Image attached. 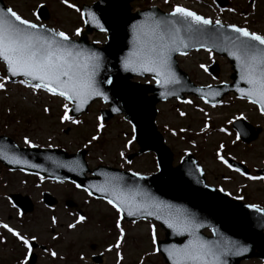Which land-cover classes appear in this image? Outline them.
I'll return each mask as SVG.
<instances>
[{"label": "rangeland", "instance_id": "rangeland-1", "mask_svg": "<svg viewBox=\"0 0 264 264\" xmlns=\"http://www.w3.org/2000/svg\"><path fill=\"white\" fill-rule=\"evenodd\" d=\"M4 2L22 18L36 24H45L32 15L37 11L36 6L47 5L52 17L46 25L56 31H65L73 39L77 38L73 34L75 28L84 29L80 13L62 4L61 0ZM68 2L81 10L84 5H92L94 0ZM189 2L192 3L194 11L205 18L213 21L219 19L221 23L244 26L258 34H264V0H228V8L225 10L218 8L214 0ZM174 5L183 6V1L168 0V3H165V0H156L133 4L136 9L157 6L165 12H170ZM89 38L94 43L103 44L106 36L92 33ZM216 60L220 65L218 81L200 67L201 64L208 67ZM179 62L180 67L197 85L231 82V65L226 59L211 52L193 53L180 58ZM4 76V65L0 63V77ZM5 89L0 91V136L15 140L20 147H28L24 144V137L27 136L38 148H58L70 154L85 150L86 159L92 169L108 166L142 175L157 172V161L153 154L135 158L131 163L126 162L129 155L138 151L132 128L122 117L111 119L108 123L98 121L97 117H101V111L107 108L103 103H94L82 118H78L81 120L74 118L78 121L76 124L70 121L61 123L62 104L68 103L62 98L52 97L44 92L33 95L20 82H7ZM187 101L192 103L170 101L158 106V128L174 153V165L179 164L187 153H191L198 159L210 185L222 189L232 198L242 197L241 200L245 203L264 209V180H248L247 176L233 171L232 167H226L216 158L219 146L223 145L221 155L226 160L233 159L244 165L251 176H259L258 170L264 169V131L258 140L246 146L238 141L229 121H237L238 116H243L251 124L264 128V115H261L257 106L234 95L227 96L221 104L214 107L196 98L189 97ZM69 107L71 108V105ZM44 108L49 111L44 112ZM201 109L203 111H200ZM180 112L186 115L181 117ZM205 112L208 113L207 117ZM206 121L209 127L206 131H201ZM100 123L103 127L97 131V125ZM173 131L176 135H172ZM94 135L98 139L92 141L91 137ZM129 140L132 141L131 144H128ZM121 152L124 153V159L120 156ZM76 188L68 183L40 180L22 172L13 173L0 165V223L18 228L21 235H26L31 240L35 237V242L48 247L47 253L36 249L39 254L36 261L38 264H96L92 260L94 255L102 256L100 264H165L162 257L153 253L151 244L153 228L157 239H163L164 232L154 223L146 221L133 224L121 221L125 232L121 247L108 251L119 235L115 210L108 203L96 202ZM45 192L59 200L54 209H48L43 203ZM11 194L28 196L33 211L23 217L20 210L10 202ZM68 202L75 206H70ZM81 215L85 220L70 229L68 225L75 223ZM2 229L0 228V238H7L3 240L7 244H0V264H16V261H21L25 250ZM117 251L121 253V258L117 257ZM52 252L56 253L55 258L51 256ZM243 264L263 262L253 259Z\"/></svg>", "mask_w": 264, "mask_h": 264}, {"label": "water", "instance_id": "water-1", "mask_svg": "<svg viewBox=\"0 0 264 264\" xmlns=\"http://www.w3.org/2000/svg\"><path fill=\"white\" fill-rule=\"evenodd\" d=\"M134 1L99 0L93 7H84L83 12L94 14L105 31H100L92 23H85L87 30L82 33L80 40L75 42L83 48L99 54L101 67L97 72L96 81L107 100L99 97L92 98L82 107L81 111H73V115L78 116L86 112L89 105L101 99L109 105V110L102 112L105 121L117 115H124L125 120L135 128V140L140 147L136 155L154 152L158 158L160 172L153 176H142L144 178L140 179L141 175L132 176L130 172L108 167H99L91 171L86 163V152L84 151L76 155H69L57 149H21L7 137H0V157H2L0 163L12 171L21 170L48 177L51 180L73 182L84 189H89L92 196L104 200L110 199L111 196L95 191L96 187L122 177L116 183L126 197H134L137 202H141L145 199L146 194L147 197L157 202L170 205L173 210L176 208L185 210L189 214L187 218L200 225L196 230V235L200 239L217 244L226 241L229 254L220 257V264H241L243 261L251 259L264 261V216L247 207L248 205L233 200L225 193L209 187L206 184L202 168L192 155H187L178 167H173V153L166 146L164 137L156 125L157 105L161 102L171 99L183 101L186 94L201 97V93H204V98L211 101H218L225 93L231 91L240 96L236 89L238 87L247 88V85L240 80L239 67L228 54L229 49L232 48L230 38H234L236 34L230 32L228 26L223 25L224 27L220 28L215 24L202 28L196 34L190 35L182 31L181 39H184L188 46L178 45L175 51L169 53L171 70L175 73L179 83L164 87L157 83L156 85L134 83L132 80L136 77L151 76L155 81L156 78L151 73L125 71L123 68L124 59L133 50L132 25L144 20V13H151L155 18L167 16V13L158 8L132 13L131 3ZM216 2L221 8L226 7L228 3L227 0H216ZM0 9H8L3 0H0ZM38 15L46 21L50 19V13L46 6L39 9ZM94 31L108 34L109 42L102 48L89 43L88 35ZM201 43L204 47H201ZM206 48L228 58L233 70V84L205 90L192 84L188 75L179 69L176 60L178 55H186L193 50ZM209 70L214 76L219 75L220 69L217 64ZM18 78L22 77H9L10 81ZM108 80H111V83H107ZM162 92L172 94L161 96ZM216 92L219 95L213 96L212 93ZM113 108L116 109L115 112L112 111ZM243 124L251 131L250 137H245L241 130L235 127L242 139L248 143L255 141L263 131L261 127L254 128L247 123ZM133 158L134 156H131L129 160ZM9 159H16L21 163H9ZM29 165H36V167H29ZM234 166L241 168L237 164ZM197 168L201 169V172H197ZM89 173L94 177L88 178L86 175ZM261 174L264 176V170ZM44 197L49 206L52 207L57 204L56 199L50 195L46 194ZM14 199L17 203L20 201L26 203L25 208L30 207L27 212L32 211V204L28 198L24 200L14 197ZM123 218L127 221L154 220L161 225L166 231V240L160 242L158 247L167 264L170 262L163 254V249L173 244L181 247L191 238L186 233L183 235L175 234L171 229L166 228L161 221L156 220L154 216H145L141 213L129 217L125 212ZM207 229L212 231V237L203 234Z\"/></svg>", "mask_w": 264, "mask_h": 264}, {"label": "snow or ice", "instance_id": "snow-or-ice-1", "mask_svg": "<svg viewBox=\"0 0 264 264\" xmlns=\"http://www.w3.org/2000/svg\"><path fill=\"white\" fill-rule=\"evenodd\" d=\"M61 3L79 12L84 23H92L100 31H105L91 12H83L79 8H75V5L69 3L68 0H61ZM165 3H168V0H165ZM36 7L40 8L43 5L38 4ZM229 11L234 10L229 9ZM32 15L39 19L35 12ZM143 16L144 20L132 25L133 50L124 59L123 68L125 71L151 73L156 78V83L162 87L179 83L175 73L171 70L169 53L175 51L178 45L188 46L184 39H181L182 31L191 35L199 33L202 28H207L213 24L220 28L224 27L219 19L213 21L180 5L172 6L167 16L155 18L151 13H144ZM228 29L236 34L234 38H230L232 48L229 49L228 54L239 67L240 80L247 85V88L238 87L236 91L240 93L242 99L246 98L249 103L257 105L261 115H264V34H258L247 27L235 24L228 25ZM73 34L80 37L82 30L77 27ZM201 47H204L202 43ZM0 63L4 65L6 70V75L0 77V91L6 90L5 84L8 77H22L20 83L28 88L33 95L37 92H44L68 102L62 104L61 123L65 121H70L73 124L78 123L77 120L72 119L69 113L81 111L90 99L99 97L107 100L96 81L97 72L101 67V58L98 53L83 48L73 41L65 31L49 29L43 24L37 25L22 18L11 8L0 9ZM200 67L205 72L209 71L204 64H201ZM106 82L111 83V80ZM168 94L172 93L162 92L161 96ZM204 95L201 93V99H204ZM212 95H219V93H212ZM182 102L192 103V101ZM204 102L207 103L208 101L205 99ZM69 105L72 107L70 108ZM43 111L47 113L49 109L44 108ZM112 111L115 112L116 109L113 108ZM179 115L183 117L186 114L180 112ZM204 115L207 117L208 113L205 112ZM237 119L242 120L244 117L238 116ZM97 120H101V117H97ZM102 127V123L98 124L97 131ZM208 127L206 121L201 131H206ZM180 131L183 132L185 129H180ZM133 132H135V128H133ZM172 135H176V132L173 131ZM97 139L98 137L95 135L91 137L92 141ZM131 143L132 141L129 140L128 144ZM24 144L28 147H36L27 136L24 137ZM127 146L125 145V147ZM222 150L223 145L219 146L216 152L217 160L226 167H231L221 155ZM120 156L124 159L123 152L120 153ZM126 162L131 163L130 160H126ZM9 163L19 164L21 161L9 159ZM29 167H36V165H29ZM232 170L240 172L238 168ZM196 171L201 172V169L197 168ZM240 174L244 175L242 172ZM131 175L138 176L139 174L132 172ZM139 178L143 179L144 177ZM120 179L122 177L115 178L114 181H107L95 189L97 192L111 196L110 199H107V203L117 214L116 228L119 230V235L115 244L107 249L108 251H111L112 248L120 249L121 247L125 232L121 227L120 220L123 219V213L126 212L129 217L141 213L145 216H154L156 220L161 221L166 228L171 229L175 234L183 235L186 233L191 237L181 247L173 244L163 249V254L166 255L170 264H220V257L229 254L226 241L217 244L200 239L196 235V230L200 225L188 219L189 214L185 210L180 208L173 210L170 205L157 202L147 197L146 194L145 199L141 202H137L134 197H126L116 183ZM247 179L264 180V176L249 175ZM76 187L79 188L80 185H76ZM84 191L88 192L89 196L92 195L89 189H84ZM221 191L223 190L221 189ZM225 194L227 195V193ZM237 198L242 199V197ZM247 207L264 216V210L257 206L248 205ZM84 220L85 217L81 215L75 223L69 224L68 227L70 229L75 228L76 224ZM52 222L55 224V219ZM0 228L6 229L8 233L23 244L27 253H31L32 248L28 238L22 236L8 224H0ZM32 239L35 240V237ZM2 242L0 240V243ZM151 244L153 245V253L161 251L157 246L158 241L154 228L151 234ZM51 255L55 257L56 253L52 252ZM116 255L121 258L119 251ZM20 264H27V254Z\"/></svg>", "mask_w": 264, "mask_h": 264}]
</instances>
